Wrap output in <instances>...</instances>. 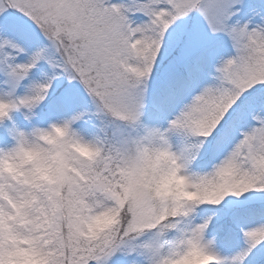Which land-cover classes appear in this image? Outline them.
Masks as SVG:
<instances>
[{
    "label": "snow or ice",
    "instance_id": "1",
    "mask_svg": "<svg viewBox=\"0 0 264 264\" xmlns=\"http://www.w3.org/2000/svg\"><path fill=\"white\" fill-rule=\"evenodd\" d=\"M5 161L0 264H264V0H0Z\"/></svg>",
    "mask_w": 264,
    "mask_h": 264
},
{
    "label": "clouds",
    "instance_id": "2",
    "mask_svg": "<svg viewBox=\"0 0 264 264\" xmlns=\"http://www.w3.org/2000/svg\"><path fill=\"white\" fill-rule=\"evenodd\" d=\"M59 135V133H57ZM81 154L87 156L90 154L89 149L86 146H81L78 149ZM36 158L34 153L27 152L22 157V161L27 163ZM2 166L8 172H17L18 165L12 162H3ZM42 174L47 176V170L42 169ZM183 178L173 176L167 182L162 185V188L168 190L174 186L177 190L181 191L183 188ZM192 195V194H187ZM113 222V217L109 215L101 214L88 226L92 233L100 232L106 229ZM166 255L168 257V264H216L215 253L211 248L202 249L199 246L185 247L182 245H176L170 250L166 248ZM17 264H42V261L33 255L27 246H22L21 255L17 261Z\"/></svg>",
    "mask_w": 264,
    "mask_h": 264
}]
</instances>
